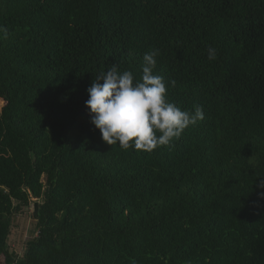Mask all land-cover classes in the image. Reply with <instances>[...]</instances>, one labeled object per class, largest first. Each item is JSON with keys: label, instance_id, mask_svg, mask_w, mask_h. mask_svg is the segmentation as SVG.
Returning <instances> with one entry per match:
<instances>
[{"label": "trees", "instance_id": "obj_1", "mask_svg": "<svg viewBox=\"0 0 264 264\" xmlns=\"http://www.w3.org/2000/svg\"><path fill=\"white\" fill-rule=\"evenodd\" d=\"M0 27V264H264V0H0ZM156 49L167 99L203 120L107 144L86 89Z\"/></svg>", "mask_w": 264, "mask_h": 264}, {"label": "clouds", "instance_id": "obj_2", "mask_svg": "<svg viewBox=\"0 0 264 264\" xmlns=\"http://www.w3.org/2000/svg\"><path fill=\"white\" fill-rule=\"evenodd\" d=\"M0 32L7 34L2 27ZM158 55V49L144 54L139 79L132 71L121 72L117 65H111L86 89L90 122L107 144L152 151L178 139L186 128L203 120L201 106L186 110L167 99V83L154 71ZM216 56L217 50L209 47L208 59L215 60ZM257 177H261L258 186L264 187V176Z\"/></svg>", "mask_w": 264, "mask_h": 264}, {"label": "rangeland", "instance_id": "obj_3", "mask_svg": "<svg viewBox=\"0 0 264 264\" xmlns=\"http://www.w3.org/2000/svg\"><path fill=\"white\" fill-rule=\"evenodd\" d=\"M12 100V99H10ZM10 100L4 97L0 98V109ZM63 187L53 185L49 188L50 198L52 202H59ZM40 205L44 204V200L39 202ZM37 220L33 216V206L24 207L22 211L15 214L12 218V228L9 237L10 246L19 254H23L27 241L37 234L36 229ZM4 262V257L0 258V263Z\"/></svg>", "mask_w": 264, "mask_h": 264}]
</instances>
